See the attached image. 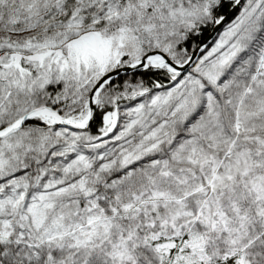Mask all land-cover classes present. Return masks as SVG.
<instances>
[{"label":"snow or ice","instance_id":"obj_1","mask_svg":"<svg viewBox=\"0 0 264 264\" xmlns=\"http://www.w3.org/2000/svg\"><path fill=\"white\" fill-rule=\"evenodd\" d=\"M0 264H264V0H0Z\"/></svg>","mask_w":264,"mask_h":264}]
</instances>
